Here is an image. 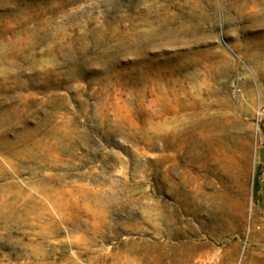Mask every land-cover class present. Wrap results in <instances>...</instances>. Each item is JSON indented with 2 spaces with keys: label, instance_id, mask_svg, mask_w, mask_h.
I'll use <instances>...</instances> for the list:
<instances>
[{
  "label": "rangeland",
  "instance_id": "374dc122",
  "mask_svg": "<svg viewBox=\"0 0 264 264\" xmlns=\"http://www.w3.org/2000/svg\"><path fill=\"white\" fill-rule=\"evenodd\" d=\"M264 0H0V264H264Z\"/></svg>",
  "mask_w": 264,
  "mask_h": 264
},
{
  "label": "crops",
  "instance_id": "0c3cea01",
  "mask_svg": "<svg viewBox=\"0 0 264 264\" xmlns=\"http://www.w3.org/2000/svg\"><path fill=\"white\" fill-rule=\"evenodd\" d=\"M252 199L255 203L256 211L264 221V143L257 152L256 174L253 180Z\"/></svg>",
  "mask_w": 264,
  "mask_h": 264
},
{
  "label": "built area",
  "instance_id": "2783aa9c",
  "mask_svg": "<svg viewBox=\"0 0 264 264\" xmlns=\"http://www.w3.org/2000/svg\"><path fill=\"white\" fill-rule=\"evenodd\" d=\"M259 115L264 117V105H263V107L259 110Z\"/></svg>",
  "mask_w": 264,
  "mask_h": 264
}]
</instances>
